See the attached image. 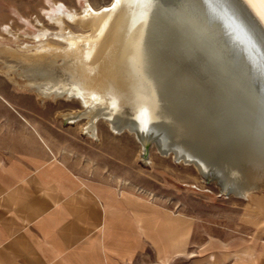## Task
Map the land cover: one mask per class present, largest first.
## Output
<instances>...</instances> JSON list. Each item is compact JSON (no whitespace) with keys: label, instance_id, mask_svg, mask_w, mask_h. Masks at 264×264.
Wrapping results in <instances>:
<instances>
[{"label":"bare ground","instance_id":"1","mask_svg":"<svg viewBox=\"0 0 264 264\" xmlns=\"http://www.w3.org/2000/svg\"><path fill=\"white\" fill-rule=\"evenodd\" d=\"M232 1L244 28L213 0H112L81 13L55 5L47 17L61 44L40 24L35 44L4 45L0 61L18 71L7 73L12 82L21 85L20 77L42 99L78 100L82 108L60 115L84 119L89 136L97 138L103 119L113 132L134 133L143 155L144 139H154L161 154L194 165L222 194L247 197L264 188V6ZM66 20L88 32H72ZM211 36L225 53L229 70L215 64L223 77L212 74L213 50L199 62Z\"/></svg>","mask_w":264,"mask_h":264},{"label":"crops","instance_id":"2","mask_svg":"<svg viewBox=\"0 0 264 264\" xmlns=\"http://www.w3.org/2000/svg\"><path fill=\"white\" fill-rule=\"evenodd\" d=\"M41 112L0 94V264H137L138 252L153 244L162 264L176 255L184 264H264V237H212L202 254L186 253L201 243L178 236L182 224L175 227L180 249L166 257L168 232L161 222L154 236L150 200L86 172L81 158L62 156L67 130Z\"/></svg>","mask_w":264,"mask_h":264},{"label":"rangeland","instance_id":"3","mask_svg":"<svg viewBox=\"0 0 264 264\" xmlns=\"http://www.w3.org/2000/svg\"><path fill=\"white\" fill-rule=\"evenodd\" d=\"M213 1L218 10L222 12L223 9L225 10L224 13L233 23L238 22L237 24L243 28L246 26V20L232 0ZM111 3L112 0H0V47L11 46L21 49L25 43L35 44L33 35L39 32L40 24H44L51 33L48 39L52 43L61 44L52 36L58 27L48 21L47 14L50 9L59 5L64 11L81 13L87 4L99 9ZM66 23L72 32H88V28L80 27L68 20ZM211 39L215 38L211 36L209 43L207 42L206 46L201 45V49H198V57L200 58L201 53L205 57L206 50H213L212 58L210 56L212 60L209 58L211 63L214 62L211 64L212 74L223 77V74L217 71L218 67L215 64L219 63L220 67L224 64L223 67L228 69L226 58L223 57L225 53L217 48V42ZM252 41L257 43L254 36ZM204 60L200 58L199 62ZM231 71L236 79L238 77L237 80H240L238 72L230 70V73ZM17 72L9 70L6 64L0 61V94L25 109H37L44 114H54L55 117L50 120L55 122L51 124L63 126L67 130L63 141H68V145L63 150L62 156L81 158L86 163L84 167L87 169L86 172L98 170L106 178L119 182L122 189L131 186L138 200L145 198L150 200L154 236L159 235L155 234L157 232L155 226L164 223L170 244H164L162 248L165 246L169 254L172 250L180 249L175 228L179 224L185 228L182 230L184 234L178 236L195 238V243H201L199 246L187 245L189 250L186 253L190 251L192 255L202 254L209 246L206 245L207 242H212V237L234 240L244 238L249 241L252 238L264 237V188L254 189L247 197L224 195L214 182H207L194 165L175 161L171 153L161 154L153 143L148 145L143 155L141 144L134 133L126 129L118 133L113 132L103 119H98L96 122L97 138L95 139L82 129L84 119L69 123L58 115L61 111L82 108L78 100L43 98L44 100L41 101L38 93L25 85L20 77L18 78L21 85L8 78L7 73L17 75ZM211 93L210 91L207 97H212ZM175 222L177 224H174ZM157 253L155 244L152 247L150 245L143 247L138 252L137 264H162L156 259ZM169 264H184L183 257L176 255Z\"/></svg>","mask_w":264,"mask_h":264},{"label":"water","instance_id":"4","mask_svg":"<svg viewBox=\"0 0 264 264\" xmlns=\"http://www.w3.org/2000/svg\"><path fill=\"white\" fill-rule=\"evenodd\" d=\"M243 12V11H242ZM243 14H244V12H243ZM138 139V138H137ZM139 140V139H138ZM144 147H145V149L147 150V147H148V145L149 144H151V143H153V142H155L154 141V139H150V138H147V139H144ZM163 154H166V155H168L169 153H163ZM206 180H210L211 178L210 177H204ZM221 193H223L222 191H220ZM224 194H226V193H224Z\"/></svg>","mask_w":264,"mask_h":264},{"label":"snow or ice","instance_id":"5","mask_svg":"<svg viewBox=\"0 0 264 264\" xmlns=\"http://www.w3.org/2000/svg\"><path fill=\"white\" fill-rule=\"evenodd\" d=\"M211 2V0H205V3L207 4V3H210ZM261 3H262V6H264V0H261Z\"/></svg>","mask_w":264,"mask_h":264}]
</instances>
